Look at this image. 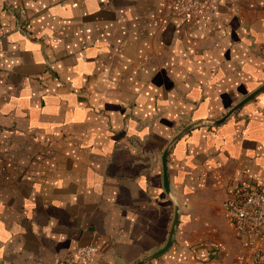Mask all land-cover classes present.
<instances>
[{
	"label": "crops",
	"instance_id": "0c3cea01",
	"mask_svg": "<svg viewBox=\"0 0 264 264\" xmlns=\"http://www.w3.org/2000/svg\"><path fill=\"white\" fill-rule=\"evenodd\" d=\"M264 0H0V264H239L264 190ZM193 126L180 138L176 137ZM169 148L164 187L162 157ZM177 204V205H176Z\"/></svg>",
	"mask_w": 264,
	"mask_h": 264
},
{
	"label": "built area",
	"instance_id": "2783aa9c",
	"mask_svg": "<svg viewBox=\"0 0 264 264\" xmlns=\"http://www.w3.org/2000/svg\"><path fill=\"white\" fill-rule=\"evenodd\" d=\"M173 15L190 22L206 13L212 0H165ZM228 217L238 235L248 238L250 256H240L239 264H264V190L240 185L225 202ZM97 248L83 246L76 258L62 264H94Z\"/></svg>",
	"mask_w": 264,
	"mask_h": 264
},
{
	"label": "water",
	"instance_id": "95a60500",
	"mask_svg": "<svg viewBox=\"0 0 264 264\" xmlns=\"http://www.w3.org/2000/svg\"><path fill=\"white\" fill-rule=\"evenodd\" d=\"M264 91V85L262 87H260L259 89H257L256 91H254L253 93H251L248 97H246L243 101H241L239 104H237L224 118H222L221 120L216 122V125H219L221 123H223L229 116H231L234 112H236L237 110H239L242 106H244L246 103H248L250 100H252L253 98H255L258 94H260L261 92ZM193 126H189L186 129H184L177 137L176 139L173 140V142L175 140H177L178 138H180L183 134H185L186 132H188ZM168 153H169V148L166 149V151L163 154L162 157V164H163V171H164V187L165 190L167 192H169L170 187H169V181H168V174H167V160H168ZM177 205V204H176ZM179 213H180V206L177 205L176 207V214H175V219H174V223L168 238V241L166 243V245L160 249L159 251H157L156 253L148 256L147 258H145L142 261H139V263L137 264H144L147 261H150L156 257L161 256L162 254H164L172 245L173 242V237L176 231V226L178 224V220H179Z\"/></svg>",
	"mask_w": 264,
	"mask_h": 264
}]
</instances>
